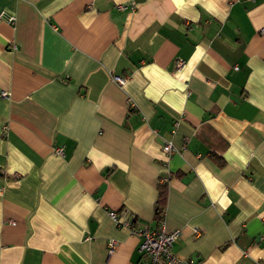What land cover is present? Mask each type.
Masks as SVG:
<instances>
[{"label":"crops","instance_id":"crops-1","mask_svg":"<svg viewBox=\"0 0 264 264\" xmlns=\"http://www.w3.org/2000/svg\"><path fill=\"white\" fill-rule=\"evenodd\" d=\"M1 12L0 264H145L108 212L157 229L166 172L178 264H264V0Z\"/></svg>","mask_w":264,"mask_h":264},{"label":"built area","instance_id":"built-area-1","mask_svg":"<svg viewBox=\"0 0 264 264\" xmlns=\"http://www.w3.org/2000/svg\"><path fill=\"white\" fill-rule=\"evenodd\" d=\"M0 18L9 23H13L15 20L14 15L7 14L6 12H1ZM261 31L264 32V27L261 28ZM182 65V60H176L175 69L180 68ZM234 69H237V67H234ZM126 80L127 76H113V81L118 84H123ZM162 150L169 158L173 152L171 142H165L162 146ZM54 151L60 156L63 155V149L61 147L55 148ZM168 179L169 175L166 172L160 177L159 182L166 183ZM108 214L117 226L126 228L131 234L141 239L139 249L146 258L145 264H178L183 260L182 257L172 250V243L178 238L180 233L179 230L166 231L163 227L162 220L158 222V227L155 230L147 226H135L132 222L131 215L126 211H123L121 214L115 211H109ZM198 234L199 232L196 230L195 236ZM115 246L116 242L114 240H109L107 242V251L109 253L112 252Z\"/></svg>","mask_w":264,"mask_h":264},{"label":"trees","instance_id":"trees-1","mask_svg":"<svg viewBox=\"0 0 264 264\" xmlns=\"http://www.w3.org/2000/svg\"><path fill=\"white\" fill-rule=\"evenodd\" d=\"M165 206V184L159 185L158 197L154 206V216L156 221H160Z\"/></svg>","mask_w":264,"mask_h":264}]
</instances>
